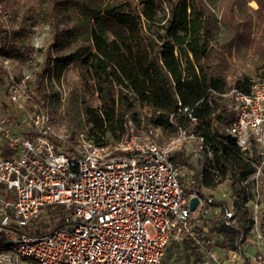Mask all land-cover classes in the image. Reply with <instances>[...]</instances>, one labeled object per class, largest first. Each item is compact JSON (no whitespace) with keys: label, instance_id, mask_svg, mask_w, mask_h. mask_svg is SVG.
I'll return each mask as SVG.
<instances>
[{"label":"trees","instance_id":"1","mask_svg":"<svg viewBox=\"0 0 264 264\" xmlns=\"http://www.w3.org/2000/svg\"><path fill=\"white\" fill-rule=\"evenodd\" d=\"M8 1L0 0V4ZM253 1L258 4L255 11L249 7ZM216 2L219 13L213 7ZM36 3L41 19L54 33L52 53L59 54L68 46L73 50L69 56H50L47 66L54 63L53 69L61 72L77 63L85 89L99 102L94 108L79 94L68 100L71 120L77 127L87 128L88 140L97 146L115 147L126 137L130 122L140 124L145 110L150 126L175 134L182 129L203 140L204 167L190 183L184 180L187 189L183 187L188 198L199 199V206L178 223L160 264H205L207 254L212 252L219 253L223 261L230 251L250 264L244 244L255 231L256 187L251 177L262 166L264 156L254 140L242 149L229 134L236 115L230 109L231 98L226 95L234 89L250 94L256 84L253 74H238L229 59L234 50L245 49L256 58L251 72L256 76L263 72L264 79V0ZM72 9L82 18L80 24L71 19ZM13 38L15 33L0 31V55L12 48ZM8 77L0 64V98L6 109ZM36 82L40 93L41 80ZM31 100L27 99V105ZM184 108L190 114L184 113ZM12 120L23 135L31 137L21 130L19 116L14 114ZM52 141L60 148L64 143L56 137ZM70 145L73 144H65L73 151ZM187 156L183 147L171 154V160L180 169L193 170ZM261 171L262 190L264 164ZM223 185L229 191L214 194ZM53 207L44 210L39 222L61 216L62 211L54 212ZM263 218L259 209L261 234ZM63 225L55 223L56 228ZM44 229V225H39L34 232H25H49Z\"/></svg>","mask_w":264,"mask_h":264},{"label":"built area","instance_id":"2","mask_svg":"<svg viewBox=\"0 0 264 264\" xmlns=\"http://www.w3.org/2000/svg\"><path fill=\"white\" fill-rule=\"evenodd\" d=\"M6 90L7 109L0 98V264H160L178 223L191 213L171 154L188 139L205 151L203 140L179 129L166 145L142 141L130 122L115 147L97 146L84 135L82 145L69 151L65 139L61 148L52 141L47 109L32 96L24 103L10 74ZM226 96L236 115L229 134L242 149L254 140L264 156V82L250 94L234 89ZM183 112L190 114L188 108ZM14 114L31 137L20 132ZM262 166L251 177L258 239ZM50 206L64 207V225L43 234L25 232L35 231ZM205 264L245 262L230 251L223 261L219 253H208Z\"/></svg>","mask_w":264,"mask_h":264},{"label":"rangeland","instance_id":"3","mask_svg":"<svg viewBox=\"0 0 264 264\" xmlns=\"http://www.w3.org/2000/svg\"><path fill=\"white\" fill-rule=\"evenodd\" d=\"M107 1L115 2L116 0H105V2ZM218 5L219 3L216 2L213 6L216 13H219ZM249 7L255 11L258 9V4L253 1L249 4ZM38 11L36 0H10L7 4L5 2L0 4V31L13 32L16 36L11 40L12 48L6 49L0 55V64L7 71V74L14 77L19 84V92L24 103L32 95L43 108L47 109L51 119L52 136L59 140L65 139L68 145L71 143L81 146L82 138L87 135V128L83 125L77 127L76 122L71 120L72 116L67 109L68 100L73 94H79L87 105L94 108L98 107L99 102L96 100L95 95L85 89L79 75L77 63L65 67L61 72L53 69L54 63L49 67L47 66L50 56H69L73 50L72 47L68 46L59 54L52 53L55 40L54 33L51 27L41 19ZM71 11V19L78 21L80 24L82 18L77 15L74 9ZM226 54H230L229 51H226ZM229 59L237 68L240 76L253 74L251 77L256 83L264 82L261 77L263 72H259L257 76L251 72H254L257 59L247 53L245 49L239 52L234 50ZM26 76H29V80L26 84H21ZM37 80H41L42 83L40 93L37 92ZM148 115L145 110L140 115L139 125L132 122L136 129L135 135L140 140L148 139L159 145H166L177 136L171 131H162L150 126L147 122ZM187 135L190 136L189 133ZM70 137L73 138V142H70ZM200 146L199 141L189 139L186 140L184 145L188 155L186 159L189 165H194L196 170H198V165L206 161V155ZM180 170L183 179L181 185L187 189L184 180L190 183L192 171L187 167ZM225 188L228 189L227 186ZM53 209L54 212H59L64 207L54 206ZM69 212L72 214L73 210ZM55 223H65V213L63 211L60 217L48 218L44 222H39L36 228L39 225L41 227L44 225L45 231H51L56 228Z\"/></svg>","mask_w":264,"mask_h":264},{"label":"crops","instance_id":"4","mask_svg":"<svg viewBox=\"0 0 264 264\" xmlns=\"http://www.w3.org/2000/svg\"><path fill=\"white\" fill-rule=\"evenodd\" d=\"M184 149H185V147H184ZM203 167H204V162L201 163V165H198V170H196L194 165H193L192 166L193 170H191L192 171L191 172V174H192L191 179L196 178L197 173L200 172L203 169ZM226 186L223 185V187L218 192L216 191L214 194L219 196L220 195L219 192H221V193L228 192L229 190L225 188ZM206 192L210 193V191H208V190H206ZM260 211H263V213H264V186L262 187V192H261ZM262 233H263L262 239H258L256 236V233L254 231V233L248 237V239L246 240V242L244 244V252H245L246 257L249 259L250 264H264V218L262 220ZM259 257H260V261H258Z\"/></svg>","mask_w":264,"mask_h":264},{"label":"water","instance_id":"5","mask_svg":"<svg viewBox=\"0 0 264 264\" xmlns=\"http://www.w3.org/2000/svg\"><path fill=\"white\" fill-rule=\"evenodd\" d=\"M199 203H200V201L197 197H193L190 200V211H191V213H194L197 210Z\"/></svg>","mask_w":264,"mask_h":264}]
</instances>
